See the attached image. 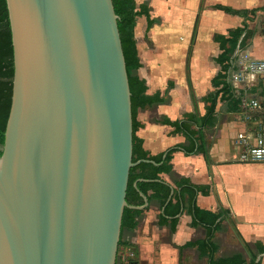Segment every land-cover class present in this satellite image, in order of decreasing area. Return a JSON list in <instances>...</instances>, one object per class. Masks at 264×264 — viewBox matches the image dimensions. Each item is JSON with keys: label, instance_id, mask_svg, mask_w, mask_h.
I'll use <instances>...</instances> for the list:
<instances>
[{"label": "water", "instance_id": "1", "mask_svg": "<svg viewBox=\"0 0 264 264\" xmlns=\"http://www.w3.org/2000/svg\"><path fill=\"white\" fill-rule=\"evenodd\" d=\"M13 76L0 264H116L131 92L112 0H5ZM141 180V179H140ZM137 187V182L134 183Z\"/></svg>", "mask_w": 264, "mask_h": 264}, {"label": "crops", "instance_id": "2", "mask_svg": "<svg viewBox=\"0 0 264 264\" xmlns=\"http://www.w3.org/2000/svg\"><path fill=\"white\" fill-rule=\"evenodd\" d=\"M147 14L137 16L134 37L139 78L147 93L162 101L139 109L136 135L149 155L171 152V171L159 174L170 185L164 203L149 200L133 230L120 234L121 253L130 252L128 264H209V249L197 241L206 237L203 225H192L188 196L180 203L175 183L187 179L200 189L195 204L217 215L212 243L214 259L238 256L242 264H264V162L237 160V137H253L255 124L242 116L240 102L258 96L262 78L244 73L243 56L264 60V0H135ZM230 9L234 13L226 11ZM244 28L232 53L225 80L239 99L228 109L227 94L220 91L212 120L201 129L193 126L201 152H186L193 140L170 123L191 114L205 116L206 96L220 89L212 83L221 72L219 37L228 38ZM244 74L242 82L233 76ZM150 193V192H149ZM179 206H181L179 210ZM175 221V223H173Z\"/></svg>", "mask_w": 264, "mask_h": 264}, {"label": "trees", "instance_id": "3", "mask_svg": "<svg viewBox=\"0 0 264 264\" xmlns=\"http://www.w3.org/2000/svg\"><path fill=\"white\" fill-rule=\"evenodd\" d=\"M114 10L118 16V29L122 49L124 53L126 70L128 74L129 87L131 92V110H132V161L150 160L152 162H140L133 166L129 171V178L126 191V201L129 205L140 206L143 204V199L139 192L147 195L148 199H156L164 203L169 197L171 187L164 183L159 174L169 173L171 171V152L168 151L165 155L151 156L142 147V140L136 135L140 123L136 119L137 111L145 107H150L162 101L158 93H147V86L145 81L137 76L134 72L140 67L139 58L137 55L136 41L134 37V28L136 18L140 14H147V9L144 5L137 6L135 0H112ZM226 11L234 13L230 9ZM244 28H238L230 33V37H219L222 53L218 57V62L221 64V72L212 81L215 87L220 86L215 92L206 96V101L209 102L205 116L197 118L194 115L188 114L182 120L170 123L174 128L182 132L187 137L194 139L193 148L185 149L186 152H201L205 154V148L198 143L197 133L192 127L199 129L206 123L212 120L214 106L217 96L221 91L223 95L227 94L228 109L230 111L236 110L239 99L235 98L229 84L226 82V71L229 66V56L236 45L238 38L243 32ZM12 76H13V61H12V46H11V32L8 21V11L5 0H0V154L2 151V144L4 140L5 125L9 113L12 93ZM141 179V180H140ZM137 182V187L134 183ZM179 187L180 203L184 201V196H188L189 209L188 213L192 217V225H203L207 234L203 240L197 241L201 249H209L208 262L209 264H242V260L238 256H231L223 259H214L215 252L214 244L212 243L213 232L216 228L217 215L208 211L201 210L195 204V196L200 189L188 183L187 179H181L175 183ZM150 192V193H149ZM181 206H179L180 210ZM143 210L125 207L122 215L121 232L124 230H133L137 225V218L140 217ZM175 223V221H173ZM123 244L119 240L118 247ZM117 264V262H116ZM249 264H255L251 261Z\"/></svg>", "mask_w": 264, "mask_h": 264}, {"label": "built area", "instance_id": "4", "mask_svg": "<svg viewBox=\"0 0 264 264\" xmlns=\"http://www.w3.org/2000/svg\"><path fill=\"white\" fill-rule=\"evenodd\" d=\"M244 73H253L259 75L262 80L260 83V93L258 96L241 100L239 106L242 116L247 121H253L255 124L253 137H237L233 144L238 148L237 160L246 162H264V60L250 59L243 56ZM234 82H242L244 74L234 75ZM130 252L117 255V264H128Z\"/></svg>", "mask_w": 264, "mask_h": 264}, {"label": "rangeland", "instance_id": "5", "mask_svg": "<svg viewBox=\"0 0 264 264\" xmlns=\"http://www.w3.org/2000/svg\"><path fill=\"white\" fill-rule=\"evenodd\" d=\"M137 20V19H136ZM137 74V70L134 72V74ZM138 76V75H137ZM137 113H138V111H137ZM136 117H137V115H136ZM119 253H121V247L119 246L118 247V250H117V255L119 254Z\"/></svg>", "mask_w": 264, "mask_h": 264}]
</instances>
